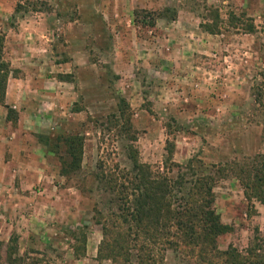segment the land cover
Listing matches in <instances>:
<instances>
[{
  "label": "rangeland",
  "instance_id": "obj_1",
  "mask_svg": "<svg viewBox=\"0 0 264 264\" xmlns=\"http://www.w3.org/2000/svg\"><path fill=\"white\" fill-rule=\"evenodd\" d=\"M159 1L0 0V60L7 76L31 78L26 125L40 131L55 192L11 231V264H135L144 240L122 221L133 161L171 182L181 175L176 197L209 175L212 208L229 227L214 248L198 228L174 248L164 214L146 242L152 264H264L261 240L246 251L264 235V204L246 200L237 178L264 154V0ZM68 145L80 153L74 168ZM176 209L171 200L162 212Z\"/></svg>",
  "mask_w": 264,
  "mask_h": 264
},
{
  "label": "trees",
  "instance_id": "obj_2",
  "mask_svg": "<svg viewBox=\"0 0 264 264\" xmlns=\"http://www.w3.org/2000/svg\"><path fill=\"white\" fill-rule=\"evenodd\" d=\"M147 13V12H144ZM155 17H160L158 13ZM174 18V14H173ZM7 78V69L5 64L0 60V105L6 108L7 120H11L10 113L12 110L3 104V94L5 88V81ZM13 121V120H12ZM40 136H38V139ZM69 143H72L74 138L70 137ZM43 140V145L47 141ZM68 154L70 156V163L68 167L74 168L78 165L80 153L71 145H68ZM255 165L251 164V175L236 176L242 189V194L246 200H254L258 203L264 204V154H256L254 156ZM157 172V171H156ZM60 174H66L62 170ZM124 179V180H123ZM183 177L178 176L175 182L164 175L152 172L149 166L144 163L133 161L131 172L124 171L122 177V221L132 223L135 235L142 236L141 253L137 255L135 264H152V257L149 255L150 249L146 247V242L153 244L157 241L160 234L159 229L162 226V216L167 214L165 219H170L172 225L175 227L174 248L182 245V237H184V245H190L191 240L196 236L195 229L198 228L201 234L205 237L207 245L214 248V238L220 234L229 231V227L219 220L218 214L212 208L213 194L211 193L212 178L209 175L197 176L188 188L187 192L181 196H175L170 191L171 184H182ZM126 181V182H125ZM134 192L133 196L128 199L124 189ZM172 202L176 203V210H169L162 212L163 208L168 209ZM169 204V205H168ZM103 230V227H102ZM256 231V230H255ZM181 239V242L176 237ZM264 244V235L260 236L256 231L250 246L247 248L248 253H254L261 247L259 241ZM101 245L105 247L106 241L101 240ZM123 254L127 255L126 252ZM11 264L18 260L16 236L10 235L6 242L0 241V259ZM127 258H123L126 260Z\"/></svg>",
  "mask_w": 264,
  "mask_h": 264
},
{
  "label": "crops",
  "instance_id": "obj_3",
  "mask_svg": "<svg viewBox=\"0 0 264 264\" xmlns=\"http://www.w3.org/2000/svg\"><path fill=\"white\" fill-rule=\"evenodd\" d=\"M125 3L149 8L161 2L125 0ZM35 93L31 78L7 76L3 104L12 109L16 119L15 125H11L5 118L6 109L0 107V240L3 241L12 230L22 227L30 219H38L39 201L53 203L55 196L48 157L37 139L40 131L26 125L34 117L26 99ZM9 102H13L12 105ZM34 185L40 190L35 191Z\"/></svg>",
  "mask_w": 264,
  "mask_h": 264
}]
</instances>
